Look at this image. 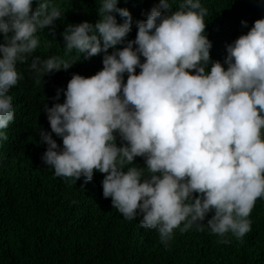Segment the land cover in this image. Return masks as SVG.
<instances>
[{
  "label": "clouds",
  "instance_id": "1",
  "mask_svg": "<svg viewBox=\"0 0 264 264\" xmlns=\"http://www.w3.org/2000/svg\"><path fill=\"white\" fill-rule=\"evenodd\" d=\"M119 2L100 0L94 25L66 27L65 53L80 56L68 62L34 55L37 33L62 16L52 0H0V130L14 121L17 64L40 84L83 62L85 76L73 74L67 88L60 76L44 106L62 147L41 130L42 162L75 182L104 174L103 197L165 246L176 229L242 240L264 199V18L226 46L222 64L210 57L201 0H181L176 10V0H159L136 21L134 40L125 39L133 17Z\"/></svg>",
  "mask_w": 264,
  "mask_h": 264
},
{
  "label": "trees",
  "instance_id": "2",
  "mask_svg": "<svg viewBox=\"0 0 264 264\" xmlns=\"http://www.w3.org/2000/svg\"><path fill=\"white\" fill-rule=\"evenodd\" d=\"M180 2L176 0L173 10ZM52 3L61 10V19L51 30L37 33L40 47L34 55L73 62L80 56L72 54L74 60L69 59L62 34L69 24L87 21L94 25L99 20L100 0ZM158 3L120 0L118 7L127 8L133 17L126 40L135 39L136 21L146 20L145 14ZM201 4L208 9L205 34L213 45L210 57L222 64L226 46L264 18V0H201ZM117 21L122 23L118 15ZM82 65L48 74L36 84L28 64H17L23 79L9 92L14 121L0 130L8 137L0 140V264H264V199L255 202L249 217L251 231L240 241L229 235L231 242L223 244L209 231L193 228L181 234L176 229L165 246L156 230L141 227L139 219L126 220L112 207L111 198L103 197L104 174L94 173L87 183L83 177L75 182L55 176L54 169L42 162L47 145L41 142V130L62 147L61 138L51 133L44 106L54 85L61 84L60 76L66 77L65 88L73 74L85 76ZM143 162L138 157L134 164L141 167Z\"/></svg>",
  "mask_w": 264,
  "mask_h": 264
}]
</instances>
